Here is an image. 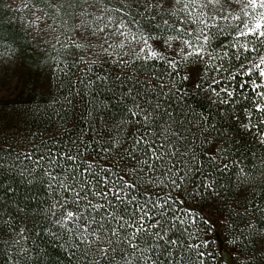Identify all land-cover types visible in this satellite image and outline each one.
Masks as SVG:
<instances>
[{"label":"snow or ice","instance_id":"1","mask_svg":"<svg viewBox=\"0 0 264 264\" xmlns=\"http://www.w3.org/2000/svg\"><path fill=\"white\" fill-rule=\"evenodd\" d=\"M120 3L121 7L109 8L102 0H83L85 7L80 9L73 38L76 48L84 53L81 61L89 65L88 71H92L96 64L102 70L105 63L111 67L103 75L97 74L94 80L88 79V91L84 95L88 97L86 102L93 107L86 114L77 113L88 123L92 137L80 140L75 154L64 153L59 159L55 154L50 155L49 168L59 167L64 174L47 171L46 175L49 188L58 187L62 193L71 195V199L62 197V204H53L57 211L64 209V215L57 223L65 227L75 224L81 243L97 246L99 259L96 264H101V261L106 264H161L158 256L148 254L155 253L164 245L169 248L175 246L178 241L166 239L171 229H165L163 234L152 230L158 229L166 220L173 222V228L176 221L185 225L190 220L195 225L199 220L205 226L203 232L206 235L215 226L214 221L188 205L205 197L214 198V203L215 199H222L221 190H218L215 180L207 179L198 159L199 153L193 149L197 132L203 136L201 144L209 145L205 155L211 162L215 163V154L220 148L214 139L204 135L210 131L207 124L204 129H200L198 123L185 128L191 122L182 109L177 114L172 104L178 93L181 97L188 94L187 89L178 87V84L191 81L195 92L202 88V83L198 82L203 79L201 64L205 75L208 68L217 73L224 70L222 64L214 66L212 61L228 57V51L216 56L209 51L215 35L213 30L223 31L220 21L239 22L235 30L236 43L231 45L237 51V59L242 53L258 51L239 41L241 37H253L264 44V0H120ZM97 5H100L99 11L107 15L103 26L98 22L104 21V15H95L94 19L87 21L80 19V16H93ZM233 5L239 6L241 14H234ZM109 25H112L110 31ZM101 34L104 35L101 37ZM96 48L100 51H95ZM117 49L125 51L121 54ZM105 56L106 60L98 59ZM129 56L132 58L128 59ZM88 57H92L90 63ZM182 61L185 62L186 74L180 76L178 67ZM152 62H161L171 69L167 72L168 79L164 78L165 73L146 71ZM137 63L140 70L127 75L128 69ZM241 69L230 75L228 80H235L237 75L251 76L253 72L264 80V55H259L258 62H252L246 70L241 64ZM113 76L115 81H112ZM97 82L113 93L117 107L123 105L119 121L113 119L110 122L109 105L92 95L91 90ZM128 82L131 86L126 91H117ZM83 83L79 80L72 85L77 96L81 94L77 84ZM221 83V79L214 77L204 91L216 97L222 92L232 97L235 90H229L227 85L219 91L212 86ZM246 83L241 82L240 88L243 89ZM251 83L252 91L264 99V92L257 91L264 88V83ZM70 97L71 91L65 100L73 105ZM220 102L228 103L227 100ZM255 110L261 113L259 123L264 124V105L257 104ZM181 116L185 118L181 119ZM202 119L207 121L208 118ZM247 119L248 122L242 126L250 131L256 126L252 124L251 112ZM97 128H114V133L105 140ZM93 140L98 147L93 145ZM260 142L264 143V134H261ZM89 148L102 155L96 159L88 158ZM60 159L70 161L74 167H64L59 163ZM223 167L226 169L228 165ZM71 203L77 205V211L67 210ZM227 207L231 209L233 205L228 204ZM199 231L188 233L186 247L197 250L199 264H206V257L212 253L200 249H207L209 241L204 239L198 244L192 243ZM160 241H164V245ZM116 254L121 255L120 260L116 259ZM186 264L194 262L189 258Z\"/></svg>","mask_w":264,"mask_h":264},{"label":"trees","instance_id":"2","mask_svg":"<svg viewBox=\"0 0 264 264\" xmlns=\"http://www.w3.org/2000/svg\"><path fill=\"white\" fill-rule=\"evenodd\" d=\"M79 1L81 0H28L31 5L42 7L51 15L57 14L63 18L65 14L69 32L74 23L73 12ZM102 2L109 8L121 7L120 0ZM99 7L97 5V9ZM233 7L234 14H241L238 5ZM238 23L231 20L220 21L223 31L213 30L215 35L209 51L213 56L228 51L229 56L223 60L213 59L212 65L222 64L224 70L217 73L208 68L205 75L201 64L200 75L203 79L198 82L202 83V88L193 92L188 81L181 82L178 87L187 89L188 94L181 97L178 93L172 104L177 114L182 109L191 122L185 128L198 123L200 129H204L207 124L210 131L204 135L214 139L220 148L215 154V163L211 162L205 155L209 145L201 144L203 136L197 132L193 149L199 153L198 159L203 164V173L207 179L215 180L218 190H221L222 199H215L214 203V198L205 197L188 206L202 216H207L208 211L212 210L221 226L224 248L237 254L233 256L228 251L232 259L241 258L246 264H264V143L260 142L264 124L259 123L261 113L255 110L257 104L264 105V99L252 91L251 83H264V80L259 78L257 72H253L251 76L237 75L235 80H228L230 75L242 71L241 64L245 65L246 70L252 62H258V56L264 55V44L253 37H241V44H247L248 48L255 47L258 51L242 53L237 59V51L231 45L236 43L235 30ZM67 37L69 40L72 34ZM68 40L65 43L56 41L50 45L43 38L34 36L22 13L10 8L5 0H0V63L6 58V62L19 70L16 76L18 91L15 96L0 98V264H96L99 259L96 245L90 247L81 243L75 224L65 227L57 223L62 219L64 209L57 211L52 206L57 202L62 204V197L71 199V195L62 193L58 187L49 188V177L46 175L47 171L64 174L59 167L49 168L50 155L55 154L59 159L64 153L75 154L79 141L92 137L88 123L78 117L77 113L86 114L93 107L86 102L88 97L84 95L88 91V79L94 80L97 74L103 75L111 67L105 63L102 70L96 64L92 66V71H88L89 65L81 61L84 53ZM117 51L122 54L125 49ZM91 59L92 57H88L89 63ZM98 59L106 60L107 57ZM139 70L140 64L137 63L128 69L127 75ZM151 70L165 73V79H168L167 72L171 71L161 62H152L151 68L146 71ZM178 71L180 76L186 74L185 62H181ZM214 77L221 79L222 83L212 85L213 87L219 91L227 85L229 90H235L234 95L228 97L222 92L216 97L211 92L204 91V88L212 84ZM79 80L84 83L77 84L81 93L77 96L76 88L72 85ZM112 81H115L114 76ZM245 81L247 83L241 89L240 84ZM128 86H131V82L122 85L117 91H126ZM70 91L74 107L65 100ZM91 91L99 101L109 105L110 122L122 118L123 105L116 106L113 93L106 90L103 84L97 82ZM257 91L264 92V88ZM222 100H227L228 103L220 102ZM249 112L252 124L256 125L250 131L242 126L248 122ZM202 117H207V121ZM97 131L106 140L114 133V128H97ZM188 139H192L190 134ZM93 145L97 146L95 140ZM88 152L90 159L102 155L93 152L91 148ZM59 163L64 167H74L70 161L60 159ZM225 164L228 165L226 169L223 167ZM228 204L233 207L229 209ZM80 209H83V205ZM67 210L77 211V205L71 203L67 205ZM172 223L166 220L152 231L163 234L165 229H171L166 239H175L178 244L169 248L164 245V241H160L164 246L148 255L158 256L161 264H186L189 258L194 264H199L197 250L186 247L189 242L188 233L199 229V234L192 243L198 244L207 239L208 248L200 249L205 252L210 250L212 253L206 257V264H218L220 254L210 240L213 228L205 235V226L199 220L195 225L190 220L185 225L176 221L174 228ZM80 224L83 227V221ZM116 259L120 260L121 255L116 254ZM101 264L106 262L101 261Z\"/></svg>","mask_w":264,"mask_h":264},{"label":"rangeland","instance_id":"3","mask_svg":"<svg viewBox=\"0 0 264 264\" xmlns=\"http://www.w3.org/2000/svg\"><path fill=\"white\" fill-rule=\"evenodd\" d=\"M57 1L58 0H56V2ZM5 3L10 8L16 9L22 13L27 26L34 36L41 37L44 39V41L48 42L50 45H53L56 41H60L61 43L67 42L68 34H72V37L68 41L75 44L73 38L76 36L77 17L80 14V9L82 7H85V5L83 4V0L79 1L78 7L73 12L74 23L71 28V32H69L70 28H67L65 14H63V18H61V16L57 14L51 15L49 13H46L44 8L36 5H31L28 0H5ZM25 4L27 6H25ZM89 11L91 12V9H89ZM95 15L104 14L100 12L98 8L93 16H80V19L87 21L89 19H94ZM106 22L107 15H104V21L98 23L100 24V26H103V23ZM111 29L112 25H109L108 30L110 31ZM83 31L84 30L81 29V32ZM103 35L104 34H101V37ZM98 49L99 48H96L94 50ZM4 60V62L0 63V98H12L18 91L16 76L18 75L17 73H19V70L13 64H9V62H6L8 61L6 58ZM188 85L191 88V81H188ZM211 211V209L210 211H208L207 216L214 221L215 226L213 227L210 240L220 254V260L218 264H246L245 261L241 258H237V260H235L229 256V253L233 256H236L237 254L231 250H227L224 248L221 226H219L218 223L219 220Z\"/></svg>","mask_w":264,"mask_h":264}]
</instances>
